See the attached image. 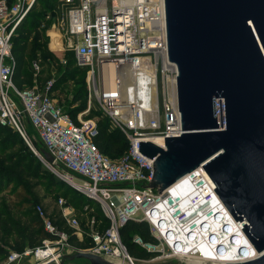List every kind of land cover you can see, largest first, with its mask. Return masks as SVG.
Returning a JSON list of instances; mask_svg holds the SVG:
<instances>
[{"label": "built area", "instance_id": "built-area-1", "mask_svg": "<svg viewBox=\"0 0 264 264\" xmlns=\"http://www.w3.org/2000/svg\"><path fill=\"white\" fill-rule=\"evenodd\" d=\"M36 1L0 0V124L9 125L18 131L44 164L101 207L109 220L108 227L103 231L95 229L96 220L92 217L91 230L86 231L74 214L75 208L67 199L60 197L58 200L62 217L74 229L77 237L80 240H83L85 234L91 237L92 245L80 251H89L108 259L127 258L135 264L123 242L121 229L131 220L145 221L149 223L158 241L166 243L167 238L160 233V227L154 223V219L160 218L158 206L166 201L169 192V189L160 192L151 187L155 160L139 150V141L152 140L151 137L158 136L163 139L160 146L166 148L165 136H180L183 132L177 86L176 92L164 93L161 104L158 64H154L151 56L154 53L161 55L164 71L165 63L172 64L168 57L166 29L163 42L159 38L162 32L156 35L155 30L148 26L147 21L154 16L150 0H136L133 7L114 3L113 7L120 6L123 9L118 14L113 13V7L111 10L108 7L98 8L94 0H80V5L69 11L66 30L68 38L63 46L75 50V58L80 66H94L97 61L100 63V86L89 88L90 96L93 90L111 126L121 130L129 140L128 151L119 159H112L95 143L99 134L98 122L85 117L91 110V102L88 110L78 115L76 122L57 103L53 92H50L53 81H49L42 90L37 86L21 90L14 84L16 59L12 50V37ZM110 63H114L118 70L126 69V74L118 73L116 87L107 83L105 70ZM172 65L177 79V68ZM34 66L36 70L40 69L37 63ZM143 77L147 79L145 84ZM94 78L96 79L95 73ZM124 83H127L129 91L134 94L128 100L123 97ZM217 106L218 122L222 123L223 118V126L220 125L223 129L227 116L226 100L219 98ZM25 121L34 127L42 149L55 157L59 167L50 163L44 157L42 149L35 145ZM145 129H148L147 133ZM61 167L65 170L61 171ZM206 175L209 174L202 165L186 176L195 189H201ZM198 200L199 197H195L194 204ZM36 212L44 220L45 229L55 235V239H45L41 246L21 253L12 251L3 264L14 263L26 256L34 258L33 264H61L66 250L73 248L68 233L52 223L43 205L37 204ZM185 218L186 215H182L180 219ZM224 224L231 230V224ZM243 228L244 226V231ZM220 229L224 233L222 225ZM218 234L220 233L212 234L213 238ZM231 239L239 242L237 234ZM135 241L150 252L156 251L159 244L145 243L138 236ZM247 242V247H250L252 244L249 239ZM231 245L232 243L221 244L218 250L225 252ZM168 246L172 253L170 255L174 256V250ZM244 250L247 248L242 247V251Z\"/></svg>", "mask_w": 264, "mask_h": 264}, {"label": "water", "instance_id": "water-1", "mask_svg": "<svg viewBox=\"0 0 264 264\" xmlns=\"http://www.w3.org/2000/svg\"><path fill=\"white\" fill-rule=\"evenodd\" d=\"M164 2L183 132L165 136L166 148L139 141V150L155 160L150 185L164 192L203 165L220 202L243 222L254 248L251 258L223 264H264V0ZM121 11L113 7L114 14ZM219 98L226 100L223 129ZM41 151L59 167L49 151ZM77 258L88 264H117L89 251L65 255L61 264Z\"/></svg>", "mask_w": 264, "mask_h": 264}, {"label": "trees", "instance_id": "trees-1", "mask_svg": "<svg viewBox=\"0 0 264 264\" xmlns=\"http://www.w3.org/2000/svg\"><path fill=\"white\" fill-rule=\"evenodd\" d=\"M58 2L59 0H37L25 20L16 28L12 37V50L16 59L13 81L21 90L35 86L42 90L49 81H53L50 92H54L64 82L76 79L80 86L70 101V110H64L78 122L77 114L87 106L85 67L78 65L76 58L69 59L59 77L52 75L46 68L49 63L47 58H54L49 49L50 37L45 31L49 25L47 16H50ZM37 53L43 54L42 70H36L34 66L36 62L33 59ZM54 61L57 59L54 58ZM78 102H82L83 105L76 106ZM88 117L92 115H86V118ZM98 128L99 134L95 138V143L104 154L112 159H119L128 151L129 140L121 130L111 131L104 120L98 121ZM38 148L42 149L40 143ZM42 164L18 131L9 125L0 124V262L12 251L21 253L41 246L45 239H55V235L45 229L44 220L36 212L37 198L27 193L29 197L23 198L20 203L11 204L4 194L5 191L16 193L21 188L26 191L28 187L43 185L49 194L58 193L66 198L76 211L95 217V227L103 231L109 225V220L95 201L68 183L64 181L59 183L53 173L43 169ZM70 192H74L75 195L70 196ZM85 202L89 204L86 208ZM90 204L95 208L93 209ZM49 217L55 226L68 233L72 246L85 250L92 245L89 235L85 234L83 240L77 237L61 212H55ZM121 235L130 256L137 259H150L155 256V253L134 240V236H138L145 243L154 245L159 243L148 222L131 220L122 227Z\"/></svg>", "mask_w": 264, "mask_h": 264}, {"label": "bare ground", "instance_id": "bare-ground-1", "mask_svg": "<svg viewBox=\"0 0 264 264\" xmlns=\"http://www.w3.org/2000/svg\"><path fill=\"white\" fill-rule=\"evenodd\" d=\"M116 1L122 6L130 7L136 3V0ZM150 7L154 16L147 21V24L155 31L161 29L162 35L159 38L165 42V2L164 0H150ZM164 66L165 70L175 71L172 64L165 63ZM105 72L107 83L116 87L119 73L116 65L110 63ZM142 81L145 84L147 79L143 77ZM124 84L126 85L123 87V97L128 100L134 94L129 91L127 83ZM154 90L156 91L155 86ZM151 138L153 142L159 145L163 143V139L158 136ZM203 185V188L195 189L190 184L188 176L181 178L169 188L166 201L158 206L160 218L154 219V223L160 227V233L167 238L168 243H166L174 250L173 254L185 258L188 264H206L209 261L215 264H223L229 260L247 259L251 256L254 248L249 245L250 247H246L248 251L240 252L244 247L243 241H248L242 230L243 222L235 220L220 202L214 189L215 184L209 175L205 176ZM195 197H199V200L194 204ZM208 197L211 198L207 199ZM182 215H186L183 220L180 219ZM226 222L232 225L231 230L225 227L224 223ZM221 225L223 229L225 228L224 233L220 229ZM217 233L220 234L213 238L212 234ZM235 234L239 236V242L231 239ZM224 243H232V245L225 252L218 250V246ZM110 260L117 264H129L123 258H110Z\"/></svg>", "mask_w": 264, "mask_h": 264}, {"label": "rangeland", "instance_id": "rangeland-1", "mask_svg": "<svg viewBox=\"0 0 264 264\" xmlns=\"http://www.w3.org/2000/svg\"><path fill=\"white\" fill-rule=\"evenodd\" d=\"M96 2V5L98 8H105L108 7L110 10L113 7L114 3H118L116 0H94ZM80 5V0H75V2H70L68 0H59V2L56 4L55 9L50 13V18L49 19V25L45 28V31L47 35L50 37L49 41V49L51 53L53 54L54 58L57 59V61H54V58L48 57L47 61H49L48 66L46 67L49 69V72L52 73V75L59 77V75L63 72L64 67L66 66V63L69 59H74L75 58V50L73 48H68L63 46V42H66V39L68 38L67 36V26H68V18H69V11L75 7H78ZM95 15V6L93 5V16ZM161 29H158L154 31L156 35L161 34ZM152 56V61L154 64H158V83H159V95H160V100L162 104V97L164 93H174V90H176V85H175V80H176V72L167 69L164 71L162 62H161V55L160 54H151ZM43 58L42 53H37L36 57H34V62H36L42 70V65H41V60ZM76 66V65H75ZM85 67V73H86V81H87V106L84 110H82L80 113H84L88 110L90 102L92 103L91 110L86 113V115L91 114L92 117L88 118H93L97 122L100 120H104L106 125L109 127L111 131H117V128H114L111 126L109 119L103 114L100 106V102L95 95L94 91L92 90V96H90V89H93L95 86L96 88L100 86V63L97 61L95 62L94 66H84ZM126 73V70L124 68L119 70V74L121 75L122 73ZM48 72V73H49ZM94 73L95 77L94 78ZM126 79V78H125ZM124 79V81H126ZM174 80V81H173ZM174 85V86H173ZM80 86V83L77 82L76 79L70 80L67 82H64L59 89L55 90L53 92L54 99L57 101V103L63 108L70 110V101L73 99L74 94L76 92V89ZM77 105H83L82 102H78ZM79 113V114H80ZM77 114V119L78 115ZM85 115V117H86ZM162 116H163V111H162ZM26 127L28 128V131L30 133L31 138L33 139L35 145L38 147L39 146V141H38V135L34 129V127L29 124V122L26 123ZM148 129H145V132L147 133ZM151 136V135H150ZM146 137V136H144ZM43 169L46 171L53 173V175L56 177L57 181L59 180V183L62 181L66 182V180L60 178L57 174H55L46 164H42ZM65 169L61 167V171H64ZM74 178H77L76 176ZM77 181H79L77 179ZM68 183V182H66ZM69 184V183H68ZM47 185V184H46ZM33 195L34 198H37V204L43 205L48 214L52 215L55 212H60V207L58 205V200L60 195L58 193L55 194H49L45 186L43 185H36L34 188H29L28 190L25 191L24 188L19 189L16 193H9L8 191H5V195L7 196V200L11 204L15 203H20V201L23 198L29 197V195ZM70 196L75 195L74 192H70ZM87 202H85L84 207H87ZM90 206L94 209L95 207L93 204H90ZM75 216L79 220L80 224L82 227L88 231L91 229L90 225V220L92 219L91 216H87V214H84L82 211H76L75 209ZM88 229V230H87ZM137 236H134V240H136ZM80 251L79 248L73 246L71 249H67L65 254L66 255H71L76 252ZM152 253H155V256L150 258V259H137L134 258V263L135 264H188L185 258L181 256H171V250L169 246L164 243L159 241V244L157 246L156 251H152ZM124 261H127L129 264L131 262L127 258H123ZM89 262L83 258H77L71 262V264H88ZM206 264H215L214 262H206Z\"/></svg>", "mask_w": 264, "mask_h": 264}, {"label": "crops", "instance_id": "crops-1", "mask_svg": "<svg viewBox=\"0 0 264 264\" xmlns=\"http://www.w3.org/2000/svg\"><path fill=\"white\" fill-rule=\"evenodd\" d=\"M95 229H97V230H100V228L98 227H95ZM91 230V229H90ZM90 230H88V231H90ZM6 261V258L5 259H3L1 262H0V264L2 263H4ZM34 263V258L33 257H31V256H26V257H22L21 259H19V260H17L16 262H14V263H11V264H33ZM71 263V262H70Z\"/></svg>", "mask_w": 264, "mask_h": 264}]
</instances>
